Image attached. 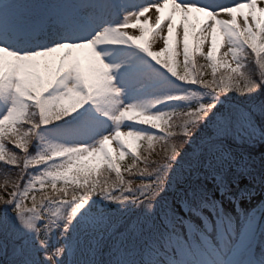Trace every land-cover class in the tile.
<instances>
[{
    "label": "snow or ice",
    "instance_id": "6c2138e0",
    "mask_svg": "<svg viewBox=\"0 0 264 264\" xmlns=\"http://www.w3.org/2000/svg\"><path fill=\"white\" fill-rule=\"evenodd\" d=\"M0 168V264H264V0H0Z\"/></svg>",
    "mask_w": 264,
    "mask_h": 264
},
{
    "label": "trees",
    "instance_id": "16d2710c",
    "mask_svg": "<svg viewBox=\"0 0 264 264\" xmlns=\"http://www.w3.org/2000/svg\"><path fill=\"white\" fill-rule=\"evenodd\" d=\"M197 62H198V65H205L204 70L207 71L209 74H211V68L207 67L209 62L206 61V59L201 57L199 54L197 55ZM161 149H162L161 145L156 144V143L153 144V154L151 156H149V162L151 160L159 158L157 153H161ZM140 152L142 153V159H143L144 156H148V152L145 151V149L143 147L140 149ZM130 163H131V161L128 160L124 164H130ZM5 175H6L5 171L2 168H0V182H3V180L5 178ZM126 178L136 180V177H132V176H127L126 175Z\"/></svg>",
    "mask_w": 264,
    "mask_h": 264
},
{
    "label": "rangeland",
    "instance_id": "374dc122",
    "mask_svg": "<svg viewBox=\"0 0 264 264\" xmlns=\"http://www.w3.org/2000/svg\"><path fill=\"white\" fill-rule=\"evenodd\" d=\"M148 15L151 16L152 13H148ZM132 31H133V30H131V29L129 30V32H132ZM209 41H210V37H209ZM150 44L152 45V47H153L154 50H156V49L159 48V44H158V42L156 41L155 38H150ZM207 50H208V46L206 45V46H205V51H207ZM225 51H227V49H226L225 47H221V48L219 49V51H218V58L223 59V53H224ZM226 59H227L229 62H231V56H228ZM260 150H261V146H260V145H257V146H256V150H255V154H256L257 159L259 158ZM128 160H129V159H125V161H123L122 164H124V163H125L126 161H128Z\"/></svg>",
    "mask_w": 264,
    "mask_h": 264
}]
</instances>
